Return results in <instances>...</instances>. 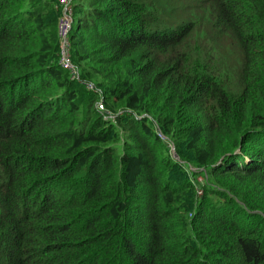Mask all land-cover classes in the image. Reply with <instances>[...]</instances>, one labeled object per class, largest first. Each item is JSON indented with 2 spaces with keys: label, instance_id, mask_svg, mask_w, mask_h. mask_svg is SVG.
I'll list each match as a JSON object with an SVG mask.
<instances>
[{
  "label": "trees",
  "instance_id": "1",
  "mask_svg": "<svg viewBox=\"0 0 264 264\" xmlns=\"http://www.w3.org/2000/svg\"><path fill=\"white\" fill-rule=\"evenodd\" d=\"M210 1L72 0L100 110L56 0H0V264H264V0Z\"/></svg>",
  "mask_w": 264,
  "mask_h": 264
},
{
  "label": "rangeland",
  "instance_id": "2",
  "mask_svg": "<svg viewBox=\"0 0 264 264\" xmlns=\"http://www.w3.org/2000/svg\"><path fill=\"white\" fill-rule=\"evenodd\" d=\"M156 6L159 7L160 11L164 15L165 23L161 27V30L164 29H175L176 27L189 23L193 20L199 19L203 23V29L205 31H213L210 27L217 17V11L214 6V3L210 0H155ZM68 0H56V7H59L60 10L68 8ZM60 11V14H61ZM77 24V21H76ZM75 24V25H76ZM169 26V27H164ZM213 29H215L213 27ZM57 35L59 40V53L61 47V38L58 33V23H57ZM226 44L228 48H233L235 45L232 42L231 35L227 36ZM235 49V48H233ZM238 57V53H237ZM59 63V59H58ZM90 81V80H89ZM95 83V82H93Z\"/></svg>",
  "mask_w": 264,
  "mask_h": 264
},
{
  "label": "built area",
  "instance_id": "3",
  "mask_svg": "<svg viewBox=\"0 0 264 264\" xmlns=\"http://www.w3.org/2000/svg\"><path fill=\"white\" fill-rule=\"evenodd\" d=\"M68 2H69L68 8L62 9L58 20V33L61 38V47L58 58L59 59L58 64L63 70H65L69 74L71 80L82 83L86 89L95 92L99 96L96 106L98 109L104 110L105 106L102 100V95H103L102 90L98 88L93 82L82 80L80 67L73 62L71 57V52H70L71 44L69 39H70L71 27L74 22V19H73L72 0H68ZM158 134L162 139L166 140L164 134L162 133H158Z\"/></svg>",
  "mask_w": 264,
  "mask_h": 264
}]
</instances>
